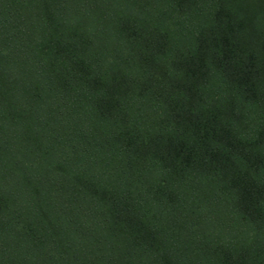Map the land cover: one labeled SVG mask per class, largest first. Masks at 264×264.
Wrapping results in <instances>:
<instances>
[{"label":"trees","instance_id":"obj_1","mask_svg":"<svg viewBox=\"0 0 264 264\" xmlns=\"http://www.w3.org/2000/svg\"><path fill=\"white\" fill-rule=\"evenodd\" d=\"M0 264H264V0H0Z\"/></svg>","mask_w":264,"mask_h":264}]
</instances>
